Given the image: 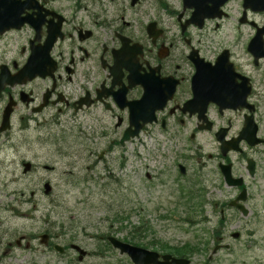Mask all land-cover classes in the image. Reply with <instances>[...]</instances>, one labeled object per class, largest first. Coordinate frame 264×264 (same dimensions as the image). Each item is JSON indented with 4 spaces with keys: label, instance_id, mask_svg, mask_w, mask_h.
<instances>
[{
    "label": "flooded vegetation",
    "instance_id": "af4514ba",
    "mask_svg": "<svg viewBox=\"0 0 264 264\" xmlns=\"http://www.w3.org/2000/svg\"><path fill=\"white\" fill-rule=\"evenodd\" d=\"M36 1L63 17L61 35L47 36L46 16L38 35L23 27L22 39L1 46L0 80L16 76L33 53L40 59L46 38L56 40L39 68L42 77L0 83V153L6 146L28 152L51 145L61 152L70 125L81 140L98 137L105 151L97 158L104 160L145 135L176 144L172 170L184 179L209 141L207 182L194 173L180 194L198 202L196 213L206 222L198 238L204 264H264V31H258L264 0H230L221 18L201 24L188 23L194 9L185 0ZM68 6L70 17L62 9ZM224 56L231 67L221 66L220 74L196 67ZM211 96L219 105L206 104ZM134 124L141 125L139 136L122 144ZM22 231L28 229L0 228V264L61 258L59 231Z\"/></svg>",
    "mask_w": 264,
    "mask_h": 264
},
{
    "label": "rangeland",
    "instance_id": "374dc122",
    "mask_svg": "<svg viewBox=\"0 0 264 264\" xmlns=\"http://www.w3.org/2000/svg\"><path fill=\"white\" fill-rule=\"evenodd\" d=\"M62 9L66 17L72 15V7ZM85 9L91 13L95 7ZM81 15L87 21L90 19L82 12ZM24 33L0 38V48L5 40L22 39ZM67 132V145L61 152L51 145L28 152L23 147L6 146L0 153V228H26L28 231L22 233L32 234L53 227L62 234V246L72 244L88 253L79 263L75 254L67 250L63 258H44L39 264L53 261L54 264H131L127 257L110 248L101 256L96 254L101 252L98 243L101 237L130 239L135 225L141 226V236L135 242L143 245L148 246L153 240L172 246L196 242L206 222L203 216L187 208L180 188L197 172L207 182L208 172L202 167L207 164L209 141L200 142L208 144L204 157L199 164L192 161L189 174L181 179L172 170L177 150L174 143H161L142 135L139 141L132 140L123 148H116L92 168L96 155L105 151L98 137L81 140L77 129L70 125ZM29 163L33 170L24 173L23 164ZM44 184L50 186L49 195L43 191ZM207 214L209 208L204 216ZM123 217L127 221L120 228ZM188 218L192 222H186ZM207 220L213 223L212 218ZM192 264H204V257L194 256Z\"/></svg>",
    "mask_w": 264,
    "mask_h": 264
},
{
    "label": "water",
    "instance_id": "95a60500",
    "mask_svg": "<svg viewBox=\"0 0 264 264\" xmlns=\"http://www.w3.org/2000/svg\"><path fill=\"white\" fill-rule=\"evenodd\" d=\"M23 12V7L16 5L14 0H0V33L11 28L19 29L24 22L30 23L26 18L20 19L19 16ZM137 134L135 131L133 135ZM110 244L119 250L121 255L130 257L133 264H185V261H176L169 258H163L164 261L158 263V256L153 253H147L139 248H134L126 244H122L116 240H109Z\"/></svg>",
    "mask_w": 264,
    "mask_h": 264
},
{
    "label": "trees",
    "instance_id": "16d2710c",
    "mask_svg": "<svg viewBox=\"0 0 264 264\" xmlns=\"http://www.w3.org/2000/svg\"><path fill=\"white\" fill-rule=\"evenodd\" d=\"M137 229H138V228L133 229L132 237L135 238V239H136V237L139 236V234L137 233ZM163 248H164V251H165V252H169V253L172 252V253L177 254V255H179V256H182V257L184 256V254H183V252H184L183 249H182V250L179 249V248H176V249H174V248L172 249V248H171V249H169V248H167V247H163Z\"/></svg>",
    "mask_w": 264,
    "mask_h": 264
}]
</instances>
